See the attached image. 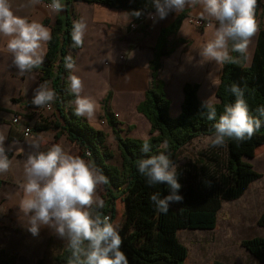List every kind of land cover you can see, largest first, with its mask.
<instances>
[{
    "label": "trees",
    "instance_id": "16d2710c",
    "mask_svg": "<svg viewBox=\"0 0 264 264\" xmlns=\"http://www.w3.org/2000/svg\"><path fill=\"white\" fill-rule=\"evenodd\" d=\"M52 4L53 0H42ZM65 4V15L58 17L51 25L52 39L47 43L43 63L37 70L40 81H50L56 93L52 103L54 126L60 127L59 133H66L70 142L81 146L83 156L89 150L88 158L108 178L103 185L101 195L104 208L101 215L108 216L113 222L117 204L121 206L123 217L118 227L122 238V251L126 254L128 264H185L186 247L179 241L177 231L181 229H213L216 225L217 212L222 200H233L240 197L249 184L261 177L249 161L259 147L264 145V116L257 109L264 107V28H259L256 46L249 65L243 63H225L222 65L219 82L215 90L214 106L217 110L216 120L207 119V110L202 108L197 83H186L183 86V99L180 111L176 116L169 113L170 100L165 92V84L159 78L161 57L169 51L162 48V41L173 33L181 18L170 27L163 28L159 35V44L154 50L149 63L150 82L144 98L137 105V111L143 114L151 125V135L146 139L123 137L114 118L108 120L120 157V164L110 163L112 151L105 147V134L95 130L83 117L74 115L73 101L70 92V70L65 67V58L71 56L78 47L73 46L71 31L73 22L77 21L73 10L74 3H98L108 7L141 11L143 15L155 12L152 0H60ZM259 9L264 10L260 0L257 2L256 17ZM216 24H218L215 21ZM229 47L231 48V42ZM233 57L242 58L241 54L230 51ZM32 70V71H33ZM240 86L244 92L250 114L261 119V128L244 141L229 139L222 147L211 145L204 151L209 162L194 168L191 179L184 173L189 164L178 165V182L182 185L179 194L182 203H173L164 214L156 210L150 196L159 192L161 198L169 195L167 184L149 186L146 177L138 171V161L161 152L169 155L176 164L180 149L193 138L215 134L214 124L223 114L225 105L235 103L236 97L230 92L231 85ZM105 100H108V96ZM28 102L30 106H34ZM37 107V106H35ZM47 127V125H43ZM55 137H58V132ZM147 140L150 151L144 153L142 145ZM167 147H163V145ZM255 160V158H253ZM118 201V202H117ZM95 207V206H94ZM257 224L264 227V209ZM241 245L264 264V237L254 236L243 239ZM56 264H70V250L67 244L54 256ZM0 264H14V255L0 248ZM41 264V260L38 261ZM213 264H227L214 261Z\"/></svg>",
    "mask_w": 264,
    "mask_h": 264
},
{
    "label": "crops",
    "instance_id": "0c3cea01",
    "mask_svg": "<svg viewBox=\"0 0 264 264\" xmlns=\"http://www.w3.org/2000/svg\"><path fill=\"white\" fill-rule=\"evenodd\" d=\"M260 2L264 6V0ZM9 3L16 16L42 23L50 32L55 20L65 15L63 1H60L64 7L59 13L52 11L42 0L36 5L31 0H9ZM73 10L77 20L86 22L87 30L83 45L73 54L76 69L70 71V75H76L83 81L81 95L97 101L99 108L94 118H83L95 130L102 131L105 139L108 134L113 137L108 123L111 117L117 122L123 137L146 139L151 135V125L137 111V105L143 100L149 86V63L159 44L161 30L170 27L177 17L181 18L178 27L162 41V48L169 53L161 57L159 70V78L163 80L170 100L169 113L173 117L179 113L182 89L186 83L198 84L197 94L202 101L212 97L222 65H217L215 61L199 63L202 59L199 51L213 38L218 24L202 18L199 5L186 7L180 13L170 12L165 19L155 22L153 19L140 21L143 14L137 18L131 15L133 10L98 3L77 2ZM260 16L264 18L263 9H259L256 19L259 28H264V21H259ZM195 20L207 21L208 25L199 26ZM258 32L249 43L246 56L234 57L238 63H251ZM7 39L0 36V135L5 137L11 166L6 173H0V236L21 235L50 240L55 234L48 227H42L36 236L28 231V217L19 208L23 198L22 185L26 181L24 164L28 154L35 151L30 147L32 140L41 141L40 151H47L59 144L65 152L91 160L83 156L78 143L70 142L66 133H59L60 127L52 125L56 121L53 115L47 116L46 111L28 104L33 98L34 89L46 81H40L37 70L23 75L18 72L12 65V55L6 49ZM46 50L47 45L44 56ZM131 53L132 57L129 58ZM47 82L51 88V82ZM107 96L108 100H105ZM15 114L20 117L17 123L12 122ZM45 124L47 127H43ZM26 127L31 129L28 136L23 135ZM57 132L58 137H55ZM9 145L13 146L9 149Z\"/></svg>",
    "mask_w": 264,
    "mask_h": 264
},
{
    "label": "clouds",
    "instance_id": "9594fccd",
    "mask_svg": "<svg viewBox=\"0 0 264 264\" xmlns=\"http://www.w3.org/2000/svg\"><path fill=\"white\" fill-rule=\"evenodd\" d=\"M257 2L152 0L155 13L150 14V18L155 22L157 19H165L170 12L180 13L186 7L199 5L202 18L218 23L213 38L200 48L202 59L199 63H238L230 51L246 56L251 39L259 31L255 14ZM31 3L39 4L40 0H31ZM49 7L59 13L64 6L60 0H53ZM131 15L139 18L142 12L134 11ZM86 30L87 24L83 19L73 22L71 39L74 47L83 45ZM0 36L8 38L6 49L12 55V65L21 75L40 67L44 60V48L52 39L50 29L42 23L16 16L9 0H0ZM131 57L132 53L129 55ZM65 67L70 71L76 69L71 56L65 58ZM69 80L70 92L75 97L74 115L94 118L99 108L97 101L81 95L84 85L78 76L70 75ZM229 90L236 100L233 104L225 105L223 114L214 124L215 135L209 138L212 147H222L229 139H250L262 125L261 119L250 114L244 90L236 84L231 85ZM55 100L56 93L46 81L34 89L31 103L37 107L51 108ZM202 108L207 110L208 120H216L217 110L213 97L203 101ZM257 111L260 116H264V107ZM13 145H9V149ZM30 147L35 151L28 154L24 164L26 181L22 185L23 198L19 204L20 210L28 217V231L36 236L42 227H48L53 234L67 241L70 264H128L127 256L121 248L123 241L118 225L98 212L104 208V201L99 198L97 191L108 184V178L94 162L65 152L59 144L47 151H40L41 141L34 138ZM7 150L5 137L0 135V173H6L11 166ZM142 151H150L147 140L142 145ZM137 167L139 173L146 177L149 186L166 183L170 190V194L163 198L159 192L150 196L157 211L166 214L171 204L183 202L184 198L179 194L182 185L178 182L177 165L169 155L161 152L141 159Z\"/></svg>",
    "mask_w": 264,
    "mask_h": 264
},
{
    "label": "rangeland",
    "instance_id": "374dc122",
    "mask_svg": "<svg viewBox=\"0 0 264 264\" xmlns=\"http://www.w3.org/2000/svg\"><path fill=\"white\" fill-rule=\"evenodd\" d=\"M259 21H264V18L260 16ZM212 97L215 101V91ZM45 114L51 116L53 110L46 111ZM214 135L197 136L180 149L176 165H190L184 173L186 179L192 178L194 168L199 169L201 165L209 162L204 151L210 146L209 138ZM105 147L113 153L112 159L108 162L119 165V152L111 134L106 135ZM253 158L249 161L253 168L261 173V177L250 183L240 197L221 201L213 229L177 231L179 241L187 249L185 264H213L214 261L227 264H261L241 245L243 239L264 237V227L257 224V219L264 209V145L257 149ZM103 192L102 187L97 191L100 199ZM118 204L113 223L119 227L124 210ZM66 244L67 241L56 235L50 240L21 235L0 236V248L14 255V264H38L39 260L41 264H56L54 256Z\"/></svg>",
    "mask_w": 264,
    "mask_h": 264
},
{
    "label": "built area",
    "instance_id": "2783aa9c",
    "mask_svg": "<svg viewBox=\"0 0 264 264\" xmlns=\"http://www.w3.org/2000/svg\"><path fill=\"white\" fill-rule=\"evenodd\" d=\"M46 4H47V5H51L50 3H46ZM150 14H153V13H148V14H146V15H143V16L140 17L139 20H140V21L152 20V19L150 18ZM195 23H196L197 25H199V26L208 25L207 21H201V20H195ZM131 26L134 27V24H132ZM36 108H38L39 110H42V111H51V110H52V105H51V108H48V107H36ZM19 119H20L19 115L15 114V115H13V117H12V122H13V123H17V122L19 121ZM30 133H31V129H30L29 127H26L25 130H24V132H23V135H24V136H28V135H30ZM84 154H85L87 157L90 156V152H89V150H88V149L85 150Z\"/></svg>",
    "mask_w": 264,
    "mask_h": 264
}]
</instances>
